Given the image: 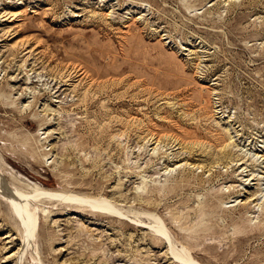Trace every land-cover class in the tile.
Masks as SVG:
<instances>
[{"label": "rangeland", "instance_id": "374dc122", "mask_svg": "<svg viewBox=\"0 0 264 264\" xmlns=\"http://www.w3.org/2000/svg\"><path fill=\"white\" fill-rule=\"evenodd\" d=\"M0 182V264H264V0H0Z\"/></svg>", "mask_w": 264, "mask_h": 264}, {"label": "bare ground", "instance_id": "6f19581e", "mask_svg": "<svg viewBox=\"0 0 264 264\" xmlns=\"http://www.w3.org/2000/svg\"><path fill=\"white\" fill-rule=\"evenodd\" d=\"M1 187L2 188L5 187V189H4L6 191V193H4V194H6L5 197H8L6 199L9 203V205L11 206L12 211L16 215L19 216L18 218H20V225H21V229H22V238L25 242H27V240L30 239L29 237H31V235H32V231H33L35 225L37 226V224H36V215H37L36 210L31 205H32V200L34 201V199H36L38 194H34L32 196H29V195H26V194L20 192L19 190H16L13 192L10 188H8L7 186H5L4 184H2L0 182V188ZM44 194L47 195L45 197L52 196V194L49 192H45ZM80 200H81L80 202H86L87 203V200L85 201V199L84 200L80 199ZM88 202L90 203L91 201H88ZM107 203H105L104 201L103 202L98 201V202H94L93 204H95V206H98L99 208H102L104 210L114 212V214H115L117 211L111 205H109ZM156 231L159 234H161L164 239L168 238L166 232L162 229V226L161 227H159V226L155 227V232ZM166 241H167V239H166ZM168 242L170 243L169 246H171V240L169 238H168ZM20 245H22V244H20ZM23 247H24V245H23ZM170 252L173 254V257H175L176 259L182 260L185 264H196V263H191V262L184 260L183 257L173 249V247H170ZM19 263H21V262H19Z\"/></svg>", "mask_w": 264, "mask_h": 264}]
</instances>
